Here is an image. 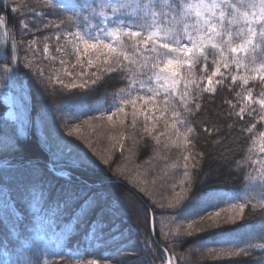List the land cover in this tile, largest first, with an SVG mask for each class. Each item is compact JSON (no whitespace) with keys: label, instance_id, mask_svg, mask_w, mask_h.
I'll return each mask as SVG.
<instances>
[{"label":"trees","instance_id":"obj_1","mask_svg":"<svg viewBox=\"0 0 264 264\" xmlns=\"http://www.w3.org/2000/svg\"><path fill=\"white\" fill-rule=\"evenodd\" d=\"M29 6L37 12L48 11L41 8V0H0V19L6 21L7 33L0 31V49L13 42L19 46V64H13L16 70L7 79L0 77V86L13 94L17 113L16 122L4 118L8 109L0 95V264H25L27 260L32 264H164L165 248L175 264H264L261 248L251 249L249 255L219 258L208 251L234 249L237 245L247 248V241L264 244L260 239L264 217L259 206L251 214L246 208L244 219L235 224L223 223V212L219 226L209 227L211 220L201 221L195 216L198 223L193 225V234L183 235L192 222L184 215L187 206L206 215L205 208L227 207L226 201L247 191L244 169L236 161L245 158L248 144L237 135L235 126L229 129L227 122L217 120L215 113L227 107L220 103L219 87L216 103L209 105L208 112L202 105L199 121L196 117L201 113L187 116L188 122H196L192 123L195 132L189 135L191 143L187 145L189 177L181 185L186 154L182 137H160L157 146L142 130L140 116L135 128L125 124L113 129L106 117L83 123L91 115L99 117L118 99L120 89L126 88L125 80L113 73L89 83L86 90H64L58 85L53 90L46 86V80L37 78L34 68L23 66L26 46L20 42L34 39L32 47L37 51L28 52V59L53 78L62 67L55 40L49 41L46 55L42 51L45 32L33 29L25 33L21 27V20H34ZM60 43L71 49V44ZM51 56L56 59L47 58ZM195 71L200 75L199 69ZM61 79L68 82L69 78L61 75ZM222 95L231 98L230 93ZM170 117L171 113L164 118ZM213 121L223 130H215ZM204 126L208 132L203 131ZM70 188L92 190L109 200H119L115 214L119 231L106 230L102 239L98 232L96 236L87 235L95 214L85 220L80 217L78 204L65 208L61 193ZM177 199L180 203L169 207ZM177 228L180 236L175 235Z\"/></svg>","mask_w":264,"mask_h":264},{"label":"snow or ice","instance_id":"obj_2","mask_svg":"<svg viewBox=\"0 0 264 264\" xmlns=\"http://www.w3.org/2000/svg\"><path fill=\"white\" fill-rule=\"evenodd\" d=\"M41 8L48 11L37 12L29 6L34 20L31 23L21 20V27L25 33L33 29L45 32L42 49L45 54L49 52V41L55 40L62 67L54 78L45 76V69L27 56L28 52L37 51L32 47L36 43L34 39L20 42L26 46L23 66L34 68L37 78L41 82L46 80V86L53 90L57 85L64 90H86L89 83L95 84L102 75L113 73L125 80L126 88L120 89L118 99L101 111L99 117L91 115L83 123L106 117L113 129L125 124L135 128L140 116L143 117L142 130L152 136L157 146L161 144L160 137L166 140L173 135L182 137L186 154L181 185L189 177L187 145L191 143L189 135L195 132L192 123L203 116L202 105L204 112L211 110L209 105L216 103L219 87L220 103L227 107L215 113L217 120L223 119L229 129L235 126L237 135L248 144L245 158L236 161L238 167L244 169L247 191L243 196L238 193L226 201L227 207L211 205L212 210L205 208L206 215L187 206L184 215L192 222L183 235L193 234V225L198 223L195 216H200L201 221L211 220L208 226L212 227L219 226L223 212V223L235 224L244 219L246 208L251 214L259 206L264 217V0H99L98 3L97 0L67 3L41 0ZM46 16L51 18L45 19ZM36 20L40 23H35ZM47 30L52 34H46ZM0 31L7 34L4 19H0ZM62 40L71 44L70 50L60 43ZM18 47L13 42L0 49V61H7L0 63V77L7 79L16 70L13 64H19ZM47 58L56 59L55 56ZM196 69L200 75L196 74ZM61 75L69 78L68 82L61 79ZM224 92L230 93L231 98L223 96ZM169 113L171 117L165 119ZM197 113L201 116L196 117V121H187L188 115L196 116ZM213 124L215 130H223L217 121ZM203 131L208 132L209 128L204 126ZM68 135H73V131ZM120 147L122 150V143ZM40 195L43 199V192ZM176 195L179 197L180 192ZM61 196L65 208L78 204L81 219L95 214L87 235L96 236L98 232L102 239L106 230L119 231L115 222L119 200H109L99 192L82 188L67 189ZM179 203L177 199L170 202L169 207ZM149 223L151 226V217ZM175 235H181L179 228ZM260 239H264V229ZM246 243L247 248L237 245L234 249L209 248L208 251L219 258L249 255L253 248L264 249V244ZM202 244L206 246L207 242ZM162 251L166 254L164 264H175L168 249ZM25 264L32 262L27 260ZM88 264L97 262L89 261Z\"/></svg>","mask_w":264,"mask_h":264},{"label":"rangeland","instance_id":"obj_3","mask_svg":"<svg viewBox=\"0 0 264 264\" xmlns=\"http://www.w3.org/2000/svg\"><path fill=\"white\" fill-rule=\"evenodd\" d=\"M46 55H48V53ZM0 95H1L2 103L8 109L4 115V118L9 121L16 122L17 113H16V107H15L14 97H13L12 92L3 86H0Z\"/></svg>","mask_w":264,"mask_h":264},{"label":"bare ground","instance_id":"obj_4","mask_svg":"<svg viewBox=\"0 0 264 264\" xmlns=\"http://www.w3.org/2000/svg\"><path fill=\"white\" fill-rule=\"evenodd\" d=\"M152 225H153V221H152Z\"/></svg>","mask_w":264,"mask_h":264}]
</instances>
